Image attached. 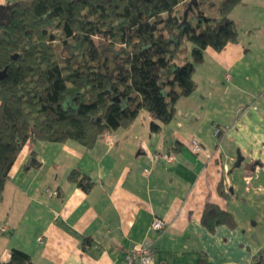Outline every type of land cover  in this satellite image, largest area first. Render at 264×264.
<instances>
[{"label":"crops","instance_id":"1","mask_svg":"<svg viewBox=\"0 0 264 264\" xmlns=\"http://www.w3.org/2000/svg\"><path fill=\"white\" fill-rule=\"evenodd\" d=\"M245 5L250 28L219 52L227 55L226 72L217 68L220 75L210 83L194 77L196 91L178 101L175 117L160 132L150 131L154 119L144 111L91 149L75 141L23 148L0 203V226L10 227L0 233V262L16 248L34 264H124L145 244L155 264H264V242L253 239L252 226L238 215L254 206L264 215V70L251 65L256 48L264 51V0ZM238 6L230 14L235 24ZM192 139L204 154L190 151ZM154 153H172L176 161L153 162ZM239 153L243 161L236 168ZM74 170L94 183L89 191L69 180ZM209 204L232 214L236 227L209 230L202 221ZM156 218L166 222L163 232L152 230Z\"/></svg>","mask_w":264,"mask_h":264},{"label":"trees","instance_id":"2","mask_svg":"<svg viewBox=\"0 0 264 264\" xmlns=\"http://www.w3.org/2000/svg\"><path fill=\"white\" fill-rule=\"evenodd\" d=\"M242 0H16L0 4V203L10 170L29 143L75 141L91 149L109 132L129 127L147 111L158 133L176 105L197 89L196 64L208 48L222 52L239 30L230 14ZM195 4L198 21L177 15ZM216 10L213 16L200 9ZM193 10V6L190 7ZM167 82L162 74L177 54ZM186 60V58H181ZM169 86V88H167ZM72 103V105H70ZM179 144L178 142H176ZM176 150V149H175ZM35 156L31 165H36ZM69 180L85 191L94 183L78 170ZM220 194L225 195L222 184ZM203 224L214 230L237 223L216 205ZM0 264H34L13 248Z\"/></svg>","mask_w":264,"mask_h":264},{"label":"rangeland","instance_id":"3","mask_svg":"<svg viewBox=\"0 0 264 264\" xmlns=\"http://www.w3.org/2000/svg\"><path fill=\"white\" fill-rule=\"evenodd\" d=\"M193 6V9L196 11L194 12L193 10H190V7ZM199 8L193 4V5H184L181 8H179L178 13H176L178 16L179 15H186V17L192 21V22H196L198 21V13H199ZM200 9H202L203 12L206 13V15L211 16V15H215L216 14V10H214L213 8H209L208 4H203L200 6ZM235 19H236V24L238 26V28L240 29V39H243V35L244 33H246V29L250 28V19L252 18L249 8L246 7L245 5V0H242L241 4L237 7L236 9V13L234 15ZM238 29V30H239ZM184 46H186L188 48L187 52L180 54H177L178 56H174V60L171 64V66L165 70L162 74V82H167L171 76H172V72L174 71V68L177 65H182L183 63H185L187 60L188 61H192L191 59V44L186 43L184 44ZM256 50L259 53H255L254 56L257 57L256 59H251V65L253 70L256 71H262L264 70V51H260L259 49L256 48ZM225 53H223V55L211 48H208L206 50L205 53V62L201 63V64H196V75H195V79L199 82V83H204V82H211V80L215 77V76H219L220 74L218 72H214L217 71V68H220V66L222 67V71L221 73H225L226 72V65L228 62V58L227 55H224ZM181 58H186V60H181ZM226 64V65H225ZM222 75H221V79H222ZM224 83L226 85H230V83H227V81L225 80ZM167 88H169V86H167ZM70 105H72V103H70ZM147 112V111H146ZM146 114H150V113H146ZM242 202V201H241ZM238 215L240 217V222L242 223V225L245 226H252L253 229V239H255V241L258 244H261L264 242V215L262 214V210L257 209L255 206L250 209V208H241L238 211ZM239 222V223H240Z\"/></svg>","mask_w":264,"mask_h":264},{"label":"built area","instance_id":"4","mask_svg":"<svg viewBox=\"0 0 264 264\" xmlns=\"http://www.w3.org/2000/svg\"><path fill=\"white\" fill-rule=\"evenodd\" d=\"M227 80L230 79V75L226 76ZM222 133L220 128L215 130V134L219 136ZM190 151L195 155H200L205 153V148L201 142L197 139H192L189 143ZM210 158V155H207ZM151 160L156 163L172 164L176 161V155L172 153L168 154H157L154 153L151 155ZM148 173V170H145ZM245 182L247 185V190L251 189V176L247 175L245 177ZM56 195V193H53ZM166 228V222L160 218L154 219L152 223V230L156 232H163ZM10 231L8 224H3L0 226V233L7 234ZM124 264H155L154 262V251L150 245L141 244L136 246L131 254H128L125 258Z\"/></svg>","mask_w":264,"mask_h":264},{"label":"water","instance_id":"5","mask_svg":"<svg viewBox=\"0 0 264 264\" xmlns=\"http://www.w3.org/2000/svg\"><path fill=\"white\" fill-rule=\"evenodd\" d=\"M4 76H5V72H1V71H0V80H1ZM242 161H243V158H242V156H241L240 153H239V154H238V160H237V162H236V164H235V167H236V168H239V167L241 166Z\"/></svg>","mask_w":264,"mask_h":264}]
</instances>
